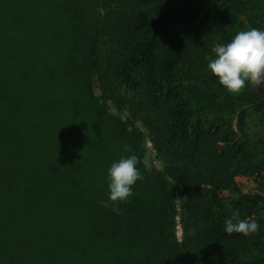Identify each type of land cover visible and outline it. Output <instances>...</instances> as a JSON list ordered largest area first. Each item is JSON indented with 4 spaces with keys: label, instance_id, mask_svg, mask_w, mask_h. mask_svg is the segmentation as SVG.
<instances>
[{
    "label": "trees",
    "instance_id": "1",
    "mask_svg": "<svg viewBox=\"0 0 264 264\" xmlns=\"http://www.w3.org/2000/svg\"><path fill=\"white\" fill-rule=\"evenodd\" d=\"M238 4L0 0V264H264V185L236 180L264 175L246 129L264 93L228 102L207 71L216 43L264 29ZM131 154L153 170L117 215L107 170ZM233 212L259 233L226 234Z\"/></svg>",
    "mask_w": 264,
    "mask_h": 264
},
{
    "label": "clouds",
    "instance_id": "2",
    "mask_svg": "<svg viewBox=\"0 0 264 264\" xmlns=\"http://www.w3.org/2000/svg\"><path fill=\"white\" fill-rule=\"evenodd\" d=\"M211 52L213 56L208 60L207 71L229 94L237 95L246 86L264 81V29L241 30L229 42L216 43ZM141 165L145 172L153 170L148 155L141 158L131 154L112 162L107 170V200L100 201L103 207L112 205L111 210L120 214L118 204L127 202L133 195L134 185L145 178ZM261 227L255 220L240 219L238 212L224 221V231L228 235L250 236L258 234Z\"/></svg>",
    "mask_w": 264,
    "mask_h": 264
},
{
    "label": "rangeland",
    "instance_id": "3",
    "mask_svg": "<svg viewBox=\"0 0 264 264\" xmlns=\"http://www.w3.org/2000/svg\"><path fill=\"white\" fill-rule=\"evenodd\" d=\"M238 1V7H246L249 9V14L253 13V7H264V0H240L243 1L245 4L242 5V2ZM252 7V9H251ZM251 11V12H250ZM244 18V16L242 17V19ZM243 20H246L245 18ZM96 93H98V89H95ZM243 91H251L252 93H256L257 95H262L264 93V81H262L260 84H256V85H251V86H246ZM232 95L228 102H231L232 100H234V96L236 97V95L230 94ZM111 112H115L116 113V109L114 107H110ZM229 112L228 114H226V120L229 124H231V126L235 129H237V122H238V113H239V109L236 108V106H231V108H229ZM247 124L248 127L247 129V133L250 136V143L253 144V146L259 150L264 152V128L262 127L263 125L259 124L257 122V120H253L252 118H249L247 120ZM140 125V124H139ZM141 127V125H140ZM142 131H144L143 127H141ZM145 141L147 143V147L149 149V152L153 153L152 151V147L151 144L148 140V136L145 133ZM155 165L157 167H160V163L158 160H155ZM239 184L241 185V188L244 192H250V193H255L257 191V185L259 184H263L264 185V175L261 178L258 179H254V177L252 178H246V177H240L236 179ZM177 219V226H176V236L177 238L180 240L182 238V229L181 226L179 224V217L176 218ZM263 253H264V247H263Z\"/></svg>",
    "mask_w": 264,
    "mask_h": 264
}]
</instances>
